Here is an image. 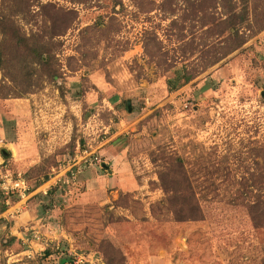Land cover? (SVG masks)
I'll list each match as a JSON object with an SVG mask.
<instances>
[{"label":"rangeland","instance_id":"rangeland-1","mask_svg":"<svg viewBox=\"0 0 264 264\" xmlns=\"http://www.w3.org/2000/svg\"><path fill=\"white\" fill-rule=\"evenodd\" d=\"M0 264H264V0H0Z\"/></svg>","mask_w":264,"mask_h":264},{"label":"built area","instance_id":"built-area-1","mask_svg":"<svg viewBox=\"0 0 264 264\" xmlns=\"http://www.w3.org/2000/svg\"><path fill=\"white\" fill-rule=\"evenodd\" d=\"M2 179L1 190L6 196L18 193L21 197L25 198L31 194L27 182L24 179L14 180L8 176H3Z\"/></svg>","mask_w":264,"mask_h":264},{"label":"trees","instance_id":"trees-1","mask_svg":"<svg viewBox=\"0 0 264 264\" xmlns=\"http://www.w3.org/2000/svg\"><path fill=\"white\" fill-rule=\"evenodd\" d=\"M255 207H258V205H255Z\"/></svg>","mask_w":264,"mask_h":264}]
</instances>
